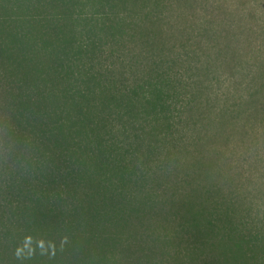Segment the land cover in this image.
I'll list each match as a JSON object with an SVG mask.
<instances>
[{
  "label": "trees",
  "instance_id": "obj_1",
  "mask_svg": "<svg viewBox=\"0 0 264 264\" xmlns=\"http://www.w3.org/2000/svg\"><path fill=\"white\" fill-rule=\"evenodd\" d=\"M172 1L0 0V264H264V196L201 154L236 54Z\"/></svg>",
  "mask_w": 264,
  "mask_h": 264
},
{
  "label": "rangeland",
  "instance_id": "obj_2",
  "mask_svg": "<svg viewBox=\"0 0 264 264\" xmlns=\"http://www.w3.org/2000/svg\"><path fill=\"white\" fill-rule=\"evenodd\" d=\"M171 4L165 26L168 38L188 25H192L193 32L186 31L185 36L195 34L197 26L190 22H197L204 13L215 20L218 36L214 40L221 47L228 45L236 54L235 60L227 59L220 67L221 75L228 78L224 85L212 83V90H217L211 97L209 118L215 121L214 111L224 109L226 122L219 127L225 141L217 139L204 146L201 154L205 160L211 157L216 161L214 169L218 166L229 171L216 176L217 180L225 175L231 179L222 185L223 189L239 184L248 192L264 196V0H192L191 6L174 1ZM209 126L215 124L209 122Z\"/></svg>",
  "mask_w": 264,
  "mask_h": 264
}]
</instances>
